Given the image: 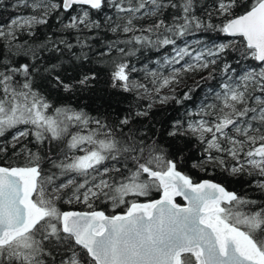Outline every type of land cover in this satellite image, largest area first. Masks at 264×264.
I'll list each match as a JSON object with an SVG mask.
<instances>
[{
    "label": "snow or ice",
    "instance_id": "1",
    "mask_svg": "<svg viewBox=\"0 0 264 264\" xmlns=\"http://www.w3.org/2000/svg\"><path fill=\"white\" fill-rule=\"evenodd\" d=\"M10 7L0 22V264H264V0ZM217 78L156 127L154 108L183 106ZM101 83L104 104L71 102ZM13 155L23 163H8ZM77 204L85 210L64 207Z\"/></svg>",
    "mask_w": 264,
    "mask_h": 264
},
{
    "label": "trees",
    "instance_id": "2",
    "mask_svg": "<svg viewBox=\"0 0 264 264\" xmlns=\"http://www.w3.org/2000/svg\"><path fill=\"white\" fill-rule=\"evenodd\" d=\"M11 4V0H5V6L4 7H0V22L2 21H6L8 20L11 16L15 15V13L11 10L10 7ZM110 35V34H109ZM208 35H212V34H208ZM97 47H99V45H97ZM148 56H152V57H156L158 55H160V53H155V52H149L147 53ZM141 59L143 60V57H141ZM200 77H193V78H186V83L188 85H192L193 81L195 80H199ZM217 80H209L207 82H201L200 87L196 88L192 94L193 98L190 101H185L184 105H178L173 103H170L168 105H164V106H158L156 108L153 109V113H154V117H153V123L156 124V127L159 128L160 127V123L159 122H164V121H168L171 120L175 117H181L184 115V108L188 107V108H193L196 105H198L200 103V101L205 97V95L207 94V90L209 88H215L217 85ZM183 87V86H182ZM99 89H101V91L97 92L96 94H89V93H84V94H78L77 97L75 99H73L71 102L73 104L79 103L81 105H89L90 108L89 110H91V108H95V107H99L100 105L104 104V100H105V94L102 91V89L104 88V84L101 83L98 86ZM62 97H57V96H53L54 101L55 100H59ZM67 102V101H65ZM10 138V137H9ZM35 150V149H33ZM193 151H195V149H193ZM8 154H5V156H7ZM0 163H3V161H0ZM8 163H12L13 165L15 164H22L23 163V156H16L13 155L11 160L8 161ZM188 167H190V163L188 165ZM193 174L197 177V178H215L218 182L219 181H223L225 183L226 187H229L230 190H239L240 185L237 184L235 181H233L231 178L225 176L223 173L221 172H211V173H203V172H197V170L193 169L192 170ZM254 194V193H252ZM160 196V193L157 191H153L151 196L148 199H155L158 198ZM142 200L145 198H141ZM179 202L182 203V200L179 199ZM65 208L67 209H75V210H85L83 208L82 205H64ZM100 207L103 208L106 213L111 214V206L108 204H100ZM117 212L122 211V209H116Z\"/></svg>",
    "mask_w": 264,
    "mask_h": 264
},
{
    "label": "water",
    "instance_id": "3",
    "mask_svg": "<svg viewBox=\"0 0 264 264\" xmlns=\"http://www.w3.org/2000/svg\"><path fill=\"white\" fill-rule=\"evenodd\" d=\"M159 197H160V196H159ZM159 197H158V198H159ZM158 198H155V199H158ZM179 199L182 200V203L179 202ZM175 200H176V203L181 204V205H183L184 203H186V202L183 200V198L180 197V196H177V197L175 198Z\"/></svg>",
    "mask_w": 264,
    "mask_h": 264
},
{
    "label": "rangeland",
    "instance_id": "4",
    "mask_svg": "<svg viewBox=\"0 0 264 264\" xmlns=\"http://www.w3.org/2000/svg\"><path fill=\"white\" fill-rule=\"evenodd\" d=\"M193 77H199V75H195V74H193V75H191L190 77H188V78H193ZM182 87V86H181Z\"/></svg>",
    "mask_w": 264,
    "mask_h": 264
}]
</instances>
